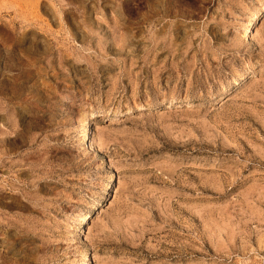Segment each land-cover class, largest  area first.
Listing matches in <instances>:
<instances>
[{
  "label": "rangeland",
  "instance_id": "obj_1",
  "mask_svg": "<svg viewBox=\"0 0 264 264\" xmlns=\"http://www.w3.org/2000/svg\"><path fill=\"white\" fill-rule=\"evenodd\" d=\"M263 6L0 0V264H264Z\"/></svg>",
  "mask_w": 264,
  "mask_h": 264
},
{
  "label": "bare ground",
  "instance_id": "obj_2",
  "mask_svg": "<svg viewBox=\"0 0 264 264\" xmlns=\"http://www.w3.org/2000/svg\"><path fill=\"white\" fill-rule=\"evenodd\" d=\"M263 10H260L256 13H254L253 15L250 16V18L248 19V21L246 22L245 26H244V32H252V28L255 24V22L258 20V16L260 15V13L264 12V6L262 7ZM84 142V141H83ZM110 190H111V186L108 185L107 189H106V193L109 197V199L111 198L110 195ZM108 199V200H109ZM97 207V206H96ZM95 207V208H96ZM90 213V212H89ZM89 213H86L84 216H83V222H85L87 220V218H89ZM79 224V223H78ZM84 224V223H83ZM84 264L87 263V261H84L83 262Z\"/></svg>",
  "mask_w": 264,
  "mask_h": 264
}]
</instances>
